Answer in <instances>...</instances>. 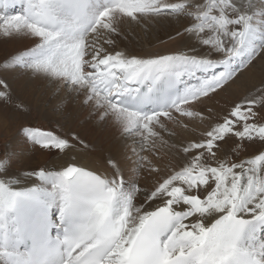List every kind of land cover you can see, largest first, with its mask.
<instances>
[{
  "label": "snow or ice",
  "instance_id": "1",
  "mask_svg": "<svg viewBox=\"0 0 264 264\" xmlns=\"http://www.w3.org/2000/svg\"><path fill=\"white\" fill-rule=\"evenodd\" d=\"M133 26L173 46L134 44ZM0 36L28 42L0 70L123 141L88 166L79 132L21 124L63 162L15 175L5 146L0 264H264V75L217 99L264 65V0H0ZM0 101L25 110L7 77Z\"/></svg>",
  "mask_w": 264,
  "mask_h": 264
},
{
  "label": "bare ground",
  "instance_id": "2",
  "mask_svg": "<svg viewBox=\"0 0 264 264\" xmlns=\"http://www.w3.org/2000/svg\"><path fill=\"white\" fill-rule=\"evenodd\" d=\"M133 27L132 38L134 44L147 45L151 50L173 46V42H167V45H162L157 41V37L167 40L164 32L170 31L171 28L165 30L153 29L146 35L141 28ZM172 27H179V23L172 21ZM26 44H28L27 41L0 36V65L3 64L6 57L22 50ZM152 46L155 47L153 48ZM262 75H264V65L257 64L255 69L246 72L235 84L231 85L227 92L221 93L220 97L217 98L220 104L236 95L243 94L253 85H258ZM0 77H7L12 85L15 97L23 102L24 107H35L41 116L58 121L63 127L62 129L67 131L74 130L80 133L81 137L89 143L91 149L87 152L73 153L80 163L95 166L102 154H118L120 152L123 141L117 133L105 125L93 122L87 116L86 110L80 108L78 102L65 96L62 90L57 91V85L49 84L46 81H30L22 78L17 73L4 72L3 70H0ZM207 103L215 104V99ZM2 113H0V127L4 129V132L11 139L8 150L12 154L9 169L11 173L19 175L26 172L21 167L33 157V154L36 155L37 161L45 162V165L59 166L63 162L60 157L52 155L46 150H41L39 147L34 148L30 143L25 142L20 132L11 133L12 119L14 118L16 123L19 124L21 117L20 115L16 117V114L15 116H7ZM16 123L14 124L17 125Z\"/></svg>",
  "mask_w": 264,
  "mask_h": 264
},
{
  "label": "rangeland",
  "instance_id": "3",
  "mask_svg": "<svg viewBox=\"0 0 264 264\" xmlns=\"http://www.w3.org/2000/svg\"><path fill=\"white\" fill-rule=\"evenodd\" d=\"M21 102L17 97H16V103ZM24 105V104H23ZM24 111L22 113L17 114V112L15 111V107L13 104H9L7 106L4 105V103L2 101H0V113L5 114L7 116H15L20 115L21 117V122L19 124L16 123V121L14 120V118L12 119V126H11V133H18V128L21 124H32L35 126H41L45 129L48 130H55L57 132H64L67 133L69 131L62 129L63 127L61 126V124L54 120V119H46L44 116H41L39 111L34 107V108H29L27 106L24 107ZM14 123H16L17 125H15ZM10 137L4 132V129L0 127V158H3L4 156V151H5V146L7 145V151L9 150V145H10ZM36 155L33 154V157L28 161L25 162V164L22 165L21 169L24 171H30L34 168L37 167H43L45 166V162H39L37 161V159L35 158ZM29 163V164H28Z\"/></svg>",
  "mask_w": 264,
  "mask_h": 264
}]
</instances>
